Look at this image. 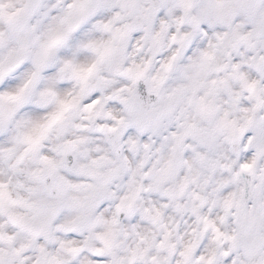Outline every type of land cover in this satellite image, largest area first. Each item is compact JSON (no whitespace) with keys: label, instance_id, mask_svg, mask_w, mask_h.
Here are the masks:
<instances>
[{"label":"snow or ice","instance_id":"snow-or-ice-1","mask_svg":"<svg viewBox=\"0 0 264 264\" xmlns=\"http://www.w3.org/2000/svg\"><path fill=\"white\" fill-rule=\"evenodd\" d=\"M108 6L106 0H92L91 3L89 0H78V3L69 5L68 11L60 18L61 27L51 29L46 38L38 42L30 21L42 7L40 0H21L19 7L0 0V217L6 218V223H0V264H173V260L175 264H264V232L258 229V225L264 224V191L253 189L249 198H245L243 193L238 195L237 192L229 191L226 186L239 182V172L234 173L230 181L217 182L209 194L214 197L210 201L211 205L214 207L219 202L223 215L213 219L210 215H201L199 206H193V212L203 223V229L193 234L199 240L211 229L216 245L227 242L223 251H218L217 247L205 250L203 244L193 242L178 250L177 242L172 239L171 230L167 226L159 238L155 234L149 237L133 226L131 231L135 237L134 243L124 246L118 237L121 231H125L121 225L124 222L123 200L126 198H121L111 219L97 215L105 198L112 197L107 186L119 169L97 171L105 157L93 159L88 166L69 169L67 160L45 152L44 145L50 134L55 131L59 136L71 125L73 110L80 101V96L62 97L59 94L64 88L61 81L68 69L72 70L74 76L80 75V69L71 60H63V67L59 61L60 57L70 55L61 45L65 42L72 43L80 36V33L70 35L75 26L72 23V9L77 10L78 20L87 23L89 19L101 21V17L107 14ZM119 7L123 13L117 12L111 20L97 24V27L111 31L112 39L100 44L89 41L84 45L86 48L99 52L101 47L106 48L116 40H123L128 29L151 24L155 19L166 20L169 16L175 18L178 28L186 21L191 25L192 31L184 33L181 40L192 39V47H196L199 40L196 33L203 30L208 35L222 24L231 27L233 17L243 9L251 13L245 30L241 32L237 27L231 33L217 34L216 39L221 42L228 40L230 50H240L243 62L249 65L250 70L254 69L251 73L253 76L264 75V51H261L264 49V19L256 18L255 10L258 5L255 3L226 6L222 0H206L195 5L193 0H149L146 6L141 7L136 0H122ZM259 7H264V4ZM48 11L52 9L49 8ZM44 14L47 15L48 12ZM130 16L136 17L135 23L123 28L114 27L117 21ZM164 20H161L162 28L167 27ZM172 39L175 40L176 36ZM241 44L253 51H261V54L253 56L244 52ZM200 46L203 47L202 44ZM210 47L214 49L216 45ZM176 55L178 53L163 63V73L172 69ZM100 56L102 58L103 53ZM212 58V52L202 53V59ZM216 67L218 71L231 67L233 74L238 73L244 87L254 94L255 104L244 109L248 115L239 128L234 126L235 122L230 121L228 112H225L214 129H201L195 124H189L182 133H173L176 139L172 149L173 159L185 151L187 146L183 141L187 135L212 148L217 132L224 133L232 142L238 133H243L244 141L249 146L245 155L252 157V161L242 164L241 170L250 171L256 161L264 157V115H257L264 113V80L249 79L248 75L239 71V63H222ZM126 73L131 75L134 85L144 74L139 66L126 69ZM163 73L154 77L156 83L152 90L157 91V94L159 85L166 79ZM190 79V87L195 94L201 83L196 77ZM217 83L213 80L205 96L198 100L205 116H211L212 106L205 101L207 97L215 95ZM219 83L225 87L228 84L227 79ZM84 92L85 89L82 88L80 95ZM127 93V96H121L117 92L105 97H100L97 93L83 107L84 112L90 113L85 119L95 120L102 114L114 121L111 125L97 124L95 131L105 134L112 151L117 153L124 136L123 129L128 122H135L140 130L148 126L155 127L172 107L168 103L155 114L149 113L145 111L142 99L136 95L135 88L127 89ZM229 94L232 95L231 92ZM115 99H119L120 104L125 106L130 121L105 110L108 101ZM195 99L193 95L190 102ZM238 101L237 93L233 98V105ZM52 102L55 103L54 110L41 115L42 110ZM25 111L32 113L35 119L20 120V113ZM13 123L16 131L9 137L7 129ZM72 126L87 130L83 124ZM131 131L129 128V132ZM87 142L88 137L77 136L74 140L54 147L52 151L63 157ZM197 157L204 159L200 153H197ZM216 163L210 162V167L214 169ZM65 171L74 172V175H66ZM187 179L185 177V183ZM259 179L264 184V175ZM183 188L182 184L181 192ZM196 198L201 201V205L208 202L207 196ZM21 208L25 211H18ZM69 216L71 219H65ZM160 216V212L155 211L153 222ZM232 219L235 220V225L231 231H225L221 225L231 223ZM101 223L105 231L96 233V236L104 242L103 247L95 246L91 236L81 240V236L77 235L78 231L93 233L97 224ZM9 225L12 230H9ZM17 233L23 237L19 243ZM207 242L205 239V243ZM153 250L156 254H153ZM85 251L87 256L83 255ZM161 251H166L167 255H159ZM205 251L207 255L204 254Z\"/></svg>","mask_w":264,"mask_h":264},{"label":"clouds","instance_id":"clouds-1","mask_svg":"<svg viewBox=\"0 0 264 264\" xmlns=\"http://www.w3.org/2000/svg\"><path fill=\"white\" fill-rule=\"evenodd\" d=\"M3 2L19 7L21 0H3ZM40 2L42 7L30 21L35 28L38 42L46 38L51 29L61 27L60 18L68 11L69 5L78 3V0H40ZM89 2L91 3L92 0ZM106 2L109 6L106 10L107 14L101 17L102 22L111 20L117 12L123 13L119 7L122 0H106ZM136 2L143 7L149 3V0H136ZM204 2L206 0H193L194 5ZM222 2L226 6L255 3L258 5L255 10L256 18L264 19V7H259L264 4V0H222ZM49 8L52 11H48ZM46 11L47 15L44 14ZM76 11L72 9V23L75 26L70 35L75 36L76 33H80V36L72 43L65 42L61 45V48L70 55L60 57L59 61L63 67V60H71L80 69V75L74 76L72 70L68 69L61 81L64 88L59 94L62 97L80 96V101L78 107L73 110L71 125L59 136L55 131L50 134L44 145L45 152L50 156L67 160L69 169L88 166L93 159L100 160L101 157L106 159L101 161L97 171L108 172L111 168L119 169L107 186V191L112 194V197L105 198L103 207L97 215L111 219L116 205L120 203L121 198H126L123 200L124 222L121 225L125 231H121L118 237L122 245L127 246L134 243L135 237L131 231L133 226L137 231L149 237L155 234L157 238L162 236L167 226V229L171 230L172 239L177 242L178 250L185 244L193 242L203 244L205 250L217 247L218 251H223L227 242L216 245L212 239L211 229L199 240L193 234L203 229V223L193 212V206H199L201 215H210L213 219L223 215L219 202L214 207L211 205L210 201L214 197L209 194L216 187L217 182L230 181L232 175L237 172L240 173L239 182L229 183L226 186L229 191L237 192L238 195L243 193L245 198L252 195L253 189L264 191V184L259 179L261 175H264V157L256 161L252 170L242 171L241 165L252 161V157L245 155L249 146L244 141V134L238 133L235 141L232 142L224 133L217 132L212 148L191 135L185 136L183 141L187 146L185 151L173 159L172 149L176 144L173 133H182L189 124H195L201 129H214L216 122L223 117L225 112L229 114L228 119L235 122V127L239 128L242 125L248 115L244 109L255 104V96L244 87L239 74H233L231 67L218 71L216 66L222 63L229 65L239 63L241 65L239 71L248 75L249 79L264 80V75L253 76L251 73L254 69L250 70L249 65L243 62L241 51L230 50L229 41H218L216 36L231 33L237 27L243 32L251 13L241 9L233 17L231 27L222 24L215 27L208 35H205L203 30L196 33L199 37L196 47H192V39L181 40L184 33L192 31L191 25L186 21L178 28L175 18L169 16L166 20L164 18L155 19L151 24L130 28L123 40H116L106 48L101 47L97 52L84 45L89 41L97 44L106 42L112 39V32L97 27L101 21L89 19L86 23L78 20ZM161 20L167 24L166 28H162ZM135 22L136 17L130 16L117 21L114 27L123 28ZM173 36H176L175 40L172 39ZM201 44L203 47L200 46ZM210 45H216V47L213 49ZM241 49L253 56H259L261 51H264V49L253 51L244 44H241ZM204 51L212 52L213 58L202 59ZM100 53H103L102 58ZM177 53L172 69L163 73V63ZM238 56L241 58L237 59ZM133 66H139L144 73L135 85L131 75L126 73V69ZM159 73H163L166 79L159 85V94H157V91L152 89L156 83L154 77ZM191 77H196L201 83V87L196 90L195 94L190 87ZM224 79H227V87L219 83ZM213 80L218 82L214 89L215 95L207 97L205 101L206 104H211L212 113L211 116H205L201 112L198 100L205 96ZM82 88L85 92L80 95ZM129 88L136 89V95L142 99L146 112L155 114L168 103H171L172 107L155 127L148 126L140 130L135 122H128L127 127L123 129L124 136L121 138L120 150L117 153L112 151L106 135L95 131L97 124L111 125L114 121L102 114L95 120L85 119L90 113L84 112L83 107L97 93L100 97L111 96L117 92L121 96H127ZM230 92L232 95L229 94ZM237 93L239 101L233 105V98ZM193 95L196 99L190 102ZM54 108L55 103H49L42 110L41 115L53 111ZM105 110H110L114 115L130 121L129 113L125 106L120 104L119 99L108 101ZM257 115H264V113H257ZM19 119L28 121L35 117L32 113L25 111L20 113ZM76 124L85 125L87 130L72 126ZM129 128L132 129L131 132ZM15 131L13 123L7 129L8 136L14 135ZM77 136L88 137V142L79 145L77 149L69 151L63 157L52 151L54 147L74 140ZM130 141L135 143H130ZM98 148L100 151H97ZM197 153H200L204 159H199ZM170 160H172L171 164ZM212 161L217 162L214 169L210 167ZM65 174L73 176L74 172L65 171ZM185 177L188 178L186 183ZM182 184L184 188L181 192ZM197 196H207L208 202L201 205ZM157 210L161 216L153 222L152 217ZM18 211L24 212L25 209L21 208ZM65 219H71V217ZM0 223H6V218L0 217ZM234 225L235 220L232 219L231 223L226 222L221 227L225 231H231ZM8 228L12 230L11 225ZM258 229L264 232V224L258 225ZM104 231L105 227L101 223L97 224L93 233L78 231L77 235L81 236V240H86L91 236L95 246L103 247L104 242L97 238L96 233ZM22 239V235L17 233V243ZM153 254H156L155 250ZM204 254L207 255V251ZM83 255L87 256V251ZM159 255L166 256L167 252L161 251ZM173 264H175L174 260Z\"/></svg>","mask_w":264,"mask_h":264}]
</instances>
